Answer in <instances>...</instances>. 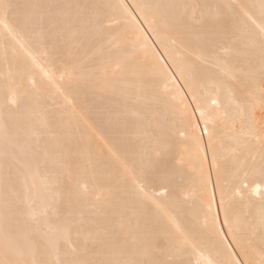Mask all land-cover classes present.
Instances as JSON below:
<instances>
[{"label":"snow or ice","instance_id":"snow-or-ice-1","mask_svg":"<svg viewBox=\"0 0 264 264\" xmlns=\"http://www.w3.org/2000/svg\"><path fill=\"white\" fill-rule=\"evenodd\" d=\"M0 264H264V0H0Z\"/></svg>","mask_w":264,"mask_h":264},{"label":"bare ground","instance_id":"bare-ground-1","mask_svg":"<svg viewBox=\"0 0 264 264\" xmlns=\"http://www.w3.org/2000/svg\"><path fill=\"white\" fill-rule=\"evenodd\" d=\"M128 2H129V3H132L133 0H128ZM104 134L107 136V133H106V132H105ZM109 138H110V137H109ZM100 147L102 148L103 145L101 144ZM131 147H132V145L129 144V145L123 146V147H122V150L130 149ZM106 155H107V153H106V151H105V156H106Z\"/></svg>","mask_w":264,"mask_h":264}]
</instances>
